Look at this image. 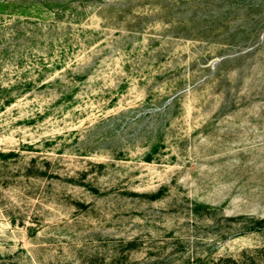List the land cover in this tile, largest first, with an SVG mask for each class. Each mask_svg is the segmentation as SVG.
<instances>
[{
	"label": "rangeland",
	"instance_id": "obj_1",
	"mask_svg": "<svg viewBox=\"0 0 264 264\" xmlns=\"http://www.w3.org/2000/svg\"><path fill=\"white\" fill-rule=\"evenodd\" d=\"M0 264H264V0H0Z\"/></svg>",
	"mask_w": 264,
	"mask_h": 264
},
{
	"label": "trees",
	"instance_id": "obj_2",
	"mask_svg": "<svg viewBox=\"0 0 264 264\" xmlns=\"http://www.w3.org/2000/svg\"><path fill=\"white\" fill-rule=\"evenodd\" d=\"M262 221H263V220H262ZM262 221H261V222H259V224H260V225L263 223Z\"/></svg>",
	"mask_w": 264,
	"mask_h": 264
}]
</instances>
